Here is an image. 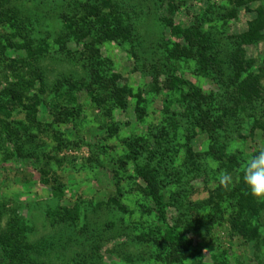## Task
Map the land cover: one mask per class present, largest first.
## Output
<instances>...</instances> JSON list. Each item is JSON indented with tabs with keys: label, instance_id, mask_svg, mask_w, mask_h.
<instances>
[{
	"label": "rangeland",
	"instance_id": "rangeland-1",
	"mask_svg": "<svg viewBox=\"0 0 264 264\" xmlns=\"http://www.w3.org/2000/svg\"><path fill=\"white\" fill-rule=\"evenodd\" d=\"M0 106V264H264V0H0Z\"/></svg>",
	"mask_w": 264,
	"mask_h": 264
},
{
	"label": "trees",
	"instance_id": "trees-1",
	"mask_svg": "<svg viewBox=\"0 0 264 264\" xmlns=\"http://www.w3.org/2000/svg\"><path fill=\"white\" fill-rule=\"evenodd\" d=\"M177 30L180 31V27H177ZM242 55H241L240 48H238V47L232 48V52L230 53L229 60H231L230 62H232V64H234L233 66H236L235 62H238V63H236V64H238L237 70H235L233 68L232 69L233 72L230 71L229 67L226 66L225 64L221 65V66H223L222 67L223 71L221 72L220 75L223 76L225 78V80H228L230 86H231V83H233V87L235 88V94H234V98L232 101V109L233 108L236 109L239 106L242 96H244V95L248 96L250 93L249 87L246 84V83H248L246 81L249 79V77H245L244 79H242L239 76V72L242 68L241 69H238V68H240L242 66V63H243L242 62L243 59L240 60V58H242ZM248 67H249V64L245 65L244 68L247 69ZM242 70H243V72L246 71L244 69H242ZM243 81H245V82H243ZM253 90L254 89L252 88L251 92H253ZM63 95L66 96L67 93H62L61 96H63ZM67 96H69V95H67ZM38 104L39 103L34 102L30 105H23L22 108L29 114H35L37 111ZM10 113H11L10 110L7 109L5 106H0V114L2 116L8 117V116H10ZM126 146L128 148L131 147L130 144H128V143L126 144ZM132 154H133V157H131V158L134 161V166L137 167L136 151L134 153L132 152ZM139 172L141 173V171H139ZM141 175L145 179V182H146L148 189H149L150 196L153 198L155 204L157 205V209H158L160 215L163 217L164 216V202L162 201V198L158 195V193L156 191V183H155L154 178L144 171L141 173ZM51 194L53 196H57V197L63 195V192H62L61 187H60V183H58V181H56V180H55L54 185L52 187ZM245 201H246V203H245L246 206H251V205L255 204V201H253L252 196L248 195V193L245 194ZM255 209H257V207ZM166 240H168V241L177 240L178 242L180 241L179 234L176 231V229L174 228V226L170 227L169 235L167 236Z\"/></svg>",
	"mask_w": 264,
	"mask_h": 264
},
{
	"label": "clouds",
	"instance_id": "clouds-1",
	"mask_svg": "<svg viewBox=\"0 0 264 264\" xmlns=\"http://www.w3.org/2000/svg\"><path fill=\"white\" fill-rule=\"evenodd\" d=\"M260 143L261 146L246 159L239 172H225L218 177V182L221 185L242 182L253 198L264 201V141Z\"/></svg>",
	"mask_w": 264,
	"mask_h": 264
}]
</instances>
